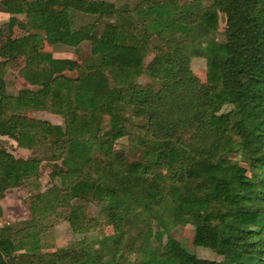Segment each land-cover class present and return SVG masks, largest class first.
<instances>
[{
  "label": "trees",
  "instance_id": "trees-1",
  "mask_svg": "<svg viewBox=\"0 0 264 264\" xmlns=\"http://www.w3.org/2000/svg\"><path fill=\"white\" fill-rule=\"evenodd\" d=\"M179 1L125 10L93 0H0L8 15L0 21V136L43 152L22 159L0 149V200L23 189L30 216L9 225L0 215V264H106L104 256L124 264L129 255L131 264H224L163 243L152 228L166 233L189 218L198 223L193 246L227 264H264V0H211L204 9L203 0ZM76 13L92 22L76 26ZM15 16L24 27L17 37ZM85 42L80 63L43 51ZM191 56L205 59L203 83ZM17 62L15 77L27 87L8 94L5 76ZM236 153L244 163L230 158ZM43 161L52 169L44 191ZM140 200L144 216L127 207ZM48 220L76 239L56 246ZM89 243L94 253L83 248Z\"/></svg>",
  "mask_w": 264,
  "mask_h": 264
},
{
  "label": "rangeland",
  "instance_id": "rangeland-1",
  "mask_svg": "<svg viewBox=\"0 0 264 264\" xmlns=\"http://www.w3.org/2000/svg\"><path fill=\"white\" fill-rule=\"evenodd\" d=\"M93 1H103V2H110L113 3L114 6L116 8H121V9H132L140 0H93ZM151 1H161V0H151ZM183 1H189V0H180L179 3H182ZM211 3V0H203L201 3L202 8H206L208 7V5ZM1 14V13H0ZM7 16H3V18H1V22H3L4 20H6ZM15 18L17 19V24L16 26L12 29V36L13 37H17L20 36L21 34H23V25H22V21H23V17L22 16H15ZM92 22V18L91 17H86L83 15H79L78 13H76L75 15V23L76 26H80V25H84V24H88ZM223 30H224V16L222 14H218V28L216 30L215 33H213V38L215 40H217L218 42L222 41L223 39ZM175 44V47H177L179 50L181 49L182 52H184L185 54L191 55L190 53V48L186 45H184V43L180 44L179 46ZM197 46L198 49L202 51V53L204 54H208L209 51V46L206 45H194ZM89 44L88 43H82L81 45H79V47L74 50L72 48H67V47H63V46H55V47H47L44 46L43 51L45 52H49L52 57L54 58H68V59H72L75 60L77 63H80L84 58H86L88 56V51H89ZM152 55L148 56L145 60H144V65H146L149 61H151L152 59ZM16 64V63H15ZM17 65H21L20 62H17L16 67L12 68L10 71L7 72L6 76H5V92L8 94H13L15 93L17 90L19 89H23L26 88L27 86L23 83V81H21L20 79L15 77V71L17 70ZM189 69L192 73V75L194 77H196L198 79L199 82L203 83L204 82V76H205V59L203 58H197V57H190V62H189ZM68 76L73 77L75 75V73H67ZM138 83L140 84H144L146 82V80L144 78H139L137 80ZM230 109V107L228 106H224L222 107L221 111L225 112L228 111ZM33 117L35 118H43V119H47L48 121L51 122V120L49 119V115L46 116V114H41V113H35V115H33ZM60 121V120H59ZM61 123V122H60ZM8 139V138H7ZM11 140H0V149H8L10 150V152L12 153V155H14V157H20V153L17 152V150L12 149V146H9V143ZM14 143V142H13ZM11 145H14V144ZM118 146L121 149H126V143L124 141H119L118 142ZM38 151V152H37ZM42 151L36 150L35 153H28L27 157L29 156H37L40 157L42 155ZM23 157V156H21ZM230 158L237 160L239 162H243L244 163V159H242V157L239 155V153L233 154L230 156ZM136 159V156H131L130 154L127 155V161L128 162H132ZM58 164V162L56 163ZM242 164V163H241ZM50 163L43 161L40 163L39 165V182L41 185V190L44 191L46 189H48L50 187V185L52 184L51 179L49 178V173L52 171L51 167H50ZM244 165V164H242ZM114 167L119 169L121 168V165L118 163L114 164ZM17 191H21L24 193V195L20 196L21 192H17L15 195L11 194V196L13 195L15 197V199H11L8 200L7 202L1 201L3 200V198L0 200V215L1 217L5 215L6 218H13V219H19L22 220L26 214L28 215V211L26 209V203H27V195L26 193L23 191V189L19 188ZM5 193H9V190L6 191ZM18 201L17 202V199ZM10 199V198H9ZM23 207V208H22ZM88 213L92 216L96 215L97 209L93 206V205H89L88 204ZM130 209H132L134 211V213H136L137 215H141L144 216L145 213V207H146V202L144 200H140L138 201L136 204H131L130 206H127ZM4 212V214H3ZM25 213V215L23 214ZM29 216V215H28ZM53 223L55 224V222H53V220H48V223ZM197 220L189 218L187 219L183 225H175L174 227H171L169 229L168 232H164L162 229H158L155 226L152 225L153 231L155 233H159L160 235H162V242L164 243L166 241L167 238H169L170 240H174L177 242L178 246L181 247L182 249H184L187 253H189V255H194L196 258L198 259H203V260H209V261H216V262H221L224 264H227V259L224 257H219L216 256L215 254H213L210 250L205 249V248H200V247H195L192 245V236H193V230L197 225ZM13 225V224H10ZM107 232V231H105ZM62 236V235H61ZM90 236V235H88ZM62 238V237H61ZM60 238V239H61ZM64 239H66L67 237H63ZM79 239V238H77ZM72 241H58V245L60 246H67L68 243H70ZM86 251L88 252H92L94 253L96 250V246L93 243H89L86 244L83 247ZM103 262L106 264H109V262H111L112 258L110 256H104L103 257ZM134 260V257L132 255H129L125 258V261L123 262L124 264H131Z\"/></svg>",
  "mask_w": 264,
  "mask_h": 264
},
{
  "label": "crops",
  "instance_id": "crops-1",
  "mask_svg": "<svg viewBox=\"0 0 264 264\" xmlns=\"http://www.w3.org/2000/svg\"><path fill=\"white\" fill-rule=\"evenodd\" d=\"M3 16H7V15H5V14H0V20H1V18H3ZM41 114H46V113H41ZM33 115H35V114H32V116ZM47 115H49L50 117H49V119L51 120V122L50 121H48L47 119H43V118H46V117H43V118H41V120H46V121H48L50 124H52V125H60L61 123V120H60V118L59 117H57V116H54V115H50V114H46V116ZM40 119V118H39ZM60 120V121H59ZM0 140L2 141V140H8L6 137H1L0 136ZM10 140V139H9ZM10 142H12V140L10 141ZM13 143V142H12ZM12 143H9V146H12V149H15V150H17V152H19L21 155H20V157L21 156H23V157H21L22 159H26L27 158V155H28V153H29V151H27V150H23V149H16V147H15V143H13L14 145H11ZM5 151L6 152H8V153H10L11 155H12V153L10 152V150H8V149H6L5 148ZM14 156V155H13ZM30 157V156H29ZM18 189H12V190H9V193H4V196H3V200H1V201H4V202H7L8 200H11V199H15V197L12 195L11 196V194H16L17 192H21V191H17ZM18 194H20V196H22V195H24V193L23 192H21V193H18ZM22 194V195H21ZM10 198V199H9ZM16 199H17V202H19L18 201V198L16 197ZM0 201V202H1ZM23 208V207H22ZM3 214H4V212H3ZM24 215H25V213H23ZM29 215V214H28ZM27 214H26V216L22 219V220H19V219H13V218H8V219H3V218H6L5 217V215H4V217L2 218L1 217V219L5 222V223H7V224H19V223H23V222H27V221H29L30 220V216H28ZM52 231H53V239L55 240V242H56V246H59L60 247V245H58V241L59 240H61V241H65L66 242V240L67 241H73V240H75L76 238H75V236H72L71 235V233L68 231V229H67V226H66V224L64 223V222H58L57 224H54L53 225V228H52ZM62 235V236H61ZM67 237L66 239H64L63 237ZM62 237V238H61ZM61 238V239H60ZM64 246V245H63Z\"/></svg>",
  "mask_w": 264,
  "mask_h": 264
}]
</instances>
